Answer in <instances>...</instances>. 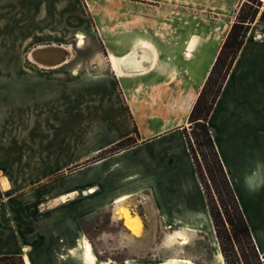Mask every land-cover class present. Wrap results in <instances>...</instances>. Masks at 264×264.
<instances>
[{"label": "crops", "instance_id": "crops-1", "mask_svg": "<svg viewBox=\"0 0 264 264\" xmlns=\"http://www.w3.org/2000/svg\"><path fill=\"white\" fill-rule=\"evenodd\" d=\"M242 1L179 0L176 13V0H0V46L15 54L11 63L0 61V76H7V85L29 88L0 97V255H20L24 264H184L172 258L203 264L188 251L198 233L208 242L214 228L183 127L225 37L217 28L191 30L188 23L176 30L175 23L191 22L184 9L191 4L214 6L227 16ZM59 36L77 47L79 36L81 44L92 39V68L67 61L58 65L63 69L50 67L54 77L48 78V67L18 60L32 38L40 40L33 47L65 45ZM248 38L208 124L262 257L264 111L252 125L250 102L264 99V82L250 77ZM256 54L254 66L261 67L263 48ZM236 85L252 89L231 114L228 91ZM82 97L88 104L80 109ZM126 138L132 142L104 153ZM123 195L127 202L141 197L133 205L140 209L142 232L132 233L113 212L120 236L104 233L110 245L117 238L119 250L100 253L88 238L91 263L80 252V218ZM176 232L188 242L172 239ZM131 240L135 254L120 257L131 250ZM143 244L150 246L145 257L138 249Z\"/></svg>", "mask_w": 264, "mask_h": 264}, {"label": "rangeland", "instance_id": "rangeland-1", "mask_svg": "<svg viewBox=\"0 0 264 264\" xmlns=\"http://www.w3.org/2000/svg\"><path fill=\"white\" fill-rule=\"evenodd\" d=\"M178 3H179V0H176V6H175L176 13H179V10H182V6L178 5ZM184 9H185L186 13H190L191 22H181V21L176 22L175 23L176 30H181L183 28H186L188 23L191 27V30H198L199 26L205 25L206 29L208 31H211L213 29L215 30L217 28V32H219V34L222 33L224 35V37L230 28L229 27L230 24L232 23L233 20H235V15H236V12H235V15L233 13L229 14L227 16L221 15L220 13L214 11L215 10L214 6H201V5L191 4L190 7H185ZM248 9L249 8L247 6H243V10L246 11ZM250 10H252V9H250ZM259 11L264 13V0H262V5L260 6ZM258 15H259V13H258ZM258 24L259 23H257V22L252 23V25H251L252 28L247 33V35L249 37L247 42H251L253 44L252 46H253V51H254L252 54L248 55V62L253 63L252 65L250 64V66H249L250 77L253 80V82H254V80L258 81V79H259V82L263 83L264 82V64H261L260 65L261 67L254 66L255 62H256L254 60L256 59V56L258 57V55L256 53L258 52V50H260V47L263 48V51H264V24H261V25H258ZM58 39H60L65 44L62 46H65L69 51V57H68L67 61H70L71 63H74V64L79 63L80 69H82V70H86L88 67L92 68V64H94V61H93L94 55L92 54L91 49L89 48L92 45H94L92 39H90L89 41H86L85 44H81L83 40L79 36L78 44H80L81 47H77L76 46L77 43H75V41L72 38L65 37V36L64 37L59 36ZM39 41H38V39L32 38L31 43H30V47H28V45L24 46V44H23L22 52L19 54L18 60L23 61V62H29V61L32 62V60H30V58H29V52L35 47V46L33 47L32 45L39 42ZM82 45H84V46L82 47ZM30 48H32V49H30ZM14 55L15 54L11 51V48L8 45L0 46V61L11 63V62L15 61ZM100 61H102V60H100ZM65 67L66 66H62V67H58V68L63 69ZM48 69H50V70H47L46 76L48 78L54 77V70L55 69H53V68H48ZM0 73L3 74L2 71H0ZM254 73H256V74L254 75ZM5 76L6 75L0 76L1 77L0 78V97L5 96L9 93H21V92H28L29 91V88L27 86H22L21 84H17V85L11 84V86H10V84L7 85L6 83H8L9 79H2V78L7 77V76L6 77ZM256 88H258V87H256ZM251 89H252L251 86L247 87V86H241V85H238V86L236 85L234 88L230 87V89L228 91L229 92L228 97L231 100L229 101L230 105H229L228 109H229L231 114L237 112V109H241L240 106H241V103L243 102L242 101L243 97L247 94V91L248 90L250 91ZM249 91H248V93H249ZM21 100H22V98L20 97V101ZM253 103H254L255 110L253 109V107H251V108L254 110L255 117L252 119L251 124L256 125L259 122L260 118L262 119V117L256 115V113H259L261 110L264 111V99L263 98L261 99L260 96H255V100L253 99L250 102V104H253ZM47 104H48V101H47ZM87 104H88V100L86 97L80 98V101H79L80 109L84 108ZM262 113H264V112H262ZM31 116H32V114H31ZM253 122H254V124H253ZM191 127H194V125L190 126L188 123L186 124V130L188 132H191ZM211 133H212V130H211ZM235 141H238V140H235ZM198 159L201 163L203 162L201 157H198ZM84 162L85 161L79 163V165L83 164ZM205 182H206V187H207L208 193L212 194L214 199H216V195H215L214 190L212 188L213 184H212V182H210V180H208L207 174H205ZM126 198H127V196L122 201L123 203L120 202L118 204L115 202V200L117 199L116 198L114 200L115 204L103 208L102 210H100L99 212L94 214L93 216L92 215L91 216L90 215L89 216L88 215L87 216H85V215L81 216L80 224L82 226V231H83L82 235L88 236L87 238H90L91 240L94 241V246H95L96 251L99 250L100 253H102V252H109V250H111V249L119 250V248H118L119 244H118V240H117V238L120 236L119 235V224L116 223L115 220H113L114 218H111V217H114L113 212L115 213V211L121 207H126L130 211L131 214L137 215L139 217L140 209H139V207L134 206L133 202L134 203H140V202H137V200L138 199L141 200V197H139L137 200L134 199L133 202L125 201ZM217 206L219 207L218 203H217ZM219 209H220V207H219ZM229 211H230V213L233 214L232 207L229 208ZM117 217H118V215H117ZM139 219H140V231H139V233H141L143 227H142L141 218L139 217ZM223 220H224V218H223ZM227 227H228V225L225 224L226 229H227ZM104 232L114 233V237L116 236L117 238L113 243L116 246L109 244V242L106 239V237H108V236H106V234ZM207 236H208V242L206 241V238L204 237V235L202 233H198L195 236V239L192 240L191 250L188 251V253H192L194 255L195 260L197 262H202L203 264L215 261L214 254H215L216 250L218 248H220L219 244H218V240H217L216 235H215V232H213L212 229H211V232ZM186 239L188 242V238H186ZM224 240H225L224 241L225 245H226L225 247L227 250L228 260L230 261V264H237L235 260H236V256L238 254H240L239 253V247L236 246V244H234V242L233 243L229 242L226 238ZM128 242H130L128 248H130L131 250H128V251L126 250L124 252H120L122 254L120 257H123V256L130 257V256H133L135 254V251L132 250V249H134V240H131ZM112 246H113V248H111ZM138 249L141 251V254L144 257L148 256L150 253V246L147 244H143L142 246H139ZM243 250L247 256V261H248L247 264H259L258 261L256 260L255 256H254V254L252 253L250 246L247 243L243 244Z\"/></svg>", "mask_w": 264, "mask_h": 264}, {"label": "trees", "instance_id": "trees-1", "mask_svg": "<svg viewBox=\"0 0 264 264\" xmlns=\"http://www.w3.org/2000/svg\"><path fill=\"white\" fill-rule=\"evenodd\" d=\"M261 5L262 0H243L238 5L235 20L232 22L205 82L188 114L187 122L190 126L194 125V127H191V132H188L186 127H183L187 147L204 191L208 212L225 264H230L224 242L225 238L229 242H234L239 247L240 254L236 256L235 260L237 264L248 263L247 256L243 250L244 243L250 246L258 263L264 264V256L261 257L254 246L249 227L243 217L215 148L208 124L209 115L252 23L264 24V13L259 11ZM243 6H247L249 9L245 11L243 10ZM131 142V138L121 140L104 153L123 148ZM198 157H201L202 163ZM204 173L207 174L208 180L213 184L212 188L216 199L207 191ZM1 196L2 192L0 190V198ZM230 207H232L233 214L229 211ZM225 224L228 225L227 229L225 228ZM0 264H24V261L20 255H0Z\"/></svg>", "mask_w": 264, "mask_h": 264}, {"label": "bare ground", "instance_id": "bare-ground-1", "mask_svg": "<svg viewBox=\"0 0 264 264\" xmlns=\"http://www.w3.org/2000/svg\"><path fill=\"white\" fill-rule=\"evenodd\" d=\"M50 44V43H49ZM45 45V44H44ZM44 45H37L29 52V58L32 60V62L39 64L43 67H56L64 62L67 61L69 57V51L65 46H62L60 44H51L49 47ZM126 196H120L118 197L115 202L118 204L124 200ZM123 203V202H122ZM116 209V208H115ZM115 213L118 215V218H120L123 221L124 226L129 229L134 234H139L140 231V219L137 215L131 214L130 211L126 207H121L118 210L115 211ZM177 233V232H176ZM174 234L170 236L172 239L173 237L179 238L181 243H186L187 239L184 235ZM171 235V234H170ZM81 253L86 257L90 259V262L93 263V255L94 251L91 245V242L85 235H81ZM169 237V235H167ZM170 238V239H171ZM169 239V238H168ZM168 241V240H167ZM175 241V240H174ZM169 244V243H168ZM171 244V243H170ZM79 246V245H78ZM215 263L214 264H225L223 260V256L221 253L220 248H218L215 252ZM88 261V259H87ZM172 263H184V264H192L191 261L187 259H171Z\"/></svg>", "mask_w": 264, "mask_h": 264}, {"label": "water", "instance_id": "water-1", "mask_svg": "<svg viewBox=\"0 0 264 264\" xmlns=\"http://www.w3.org/2000/svg\"><path fill=\"white\" fill-rule=\"evenodd\" d=\"M44 46H45V45H44ZM46 46H48V47H49V46H50V44H48V45H46Z\"/></svg>", "mask_w": 264, "mask_h": 264}]
</instances>
